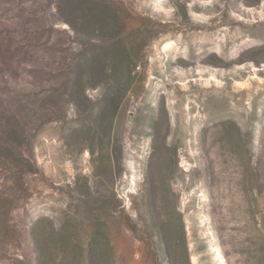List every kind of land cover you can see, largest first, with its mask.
<instances>
[{"label": "rangeland", "instance_id": "obj_1", "mask_svg": "<svg viewBox=\"0 0 264 264\" xmlns=\"http://www.w3.org/2000/svg\"><path fill=\"white\" fill-rule=\"evenodd\" d=\"M0 264H264V0H0Z\"/></svg>", "mask_w": 264, "mask_h": 264}]
</instances>
